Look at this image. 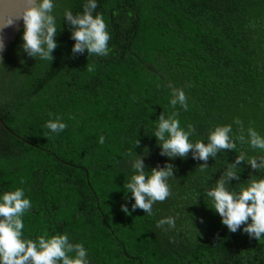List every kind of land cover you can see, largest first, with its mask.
<instances>
[{
  "label": "trees",
  "instance_id": "obj_1",
  "mask_svg": "<svg viewBox=\"0 0 264 264\" xmlns=\"http://www.w3.org/2000/svg\"><path fill=\"white\" fill-rule=\"evenodd\" d=\"M54 3V59L31 58L20 48L0 78V196L23 188L30 199L23 238L67 233L83 244L89 264H264V236L250 238L244 226L230 232L205 195L241 151H264L236 141L234 151L217 153L200 171L203 162L191 153L161 156L152 135L161 113L179 111L181 128H196L192 142L207 143L224 125L235 138L236 118L246 139L249 127L264 136V0H97L95 13L111 36L107 56L71 52L63 12L82 13L86 0ZM169 84L183 89L187 111L170 106ZM55 116L67 124L59 134L45 127ZM135 153L146 172L174 165L171 195L153 204L151 216L131 211L125 185L136 174ZM246 163L230 191L264 179V169ZM169 216L174 228L156 226Z\"/></svg>",
  "mask_w": 264,
  "mask_h": 264
},
{
  "label": "clouds",
  "instance_id": "obj_2",
  "mask_svg": "<svg viewBox=\"0 0 264 264\" xmlns=\"http://www.w3.org/2000/svg\"><path fill=\"white\" fill-rule=\"evenodd\" d=\"M55 6L54 0H0V33L22 20V51L28 57H39L51 62L54 59L52 53L58 47L56 17L53 15ZM97 7V0H86L82 13L74 15L71 9L63 12V20L71 29V39L74 41L71 52L74 56L85 51L88 55L109 54L108 42L111 36L103 14L95 13ZM4 50V39L0 35V68L3 66ZM87 71H94V66L88 65ZM168 87L171 89L170 106L175 109L179 105L187 111V96L183 89L171 84ZM178 116L179 111H173L167 117L161 113L152 133L160 147L159 154L170 160L177 157L184 159L191 153L193 160L203 162L199 168L204 171L208 167V160L215 159L217 153L234 151L236 141L241 144L248 143L252 149L264 151V136L249 127L246 139L243 122L239 118L233 121L239 126V134L235 138L230 135L233 131L231 125L216 126L209 132L208 142L205 143L202 140L192 142L190 137L196 133L195 126L188 124L186 129L181 128ZM69 119L75 117L70 116ZM45 127L51 133L59 134L67 128V124L62 122V117L55 116L46 122ZM98 142L103 145L105 137L100 136ZM134 147H140L139 140L135 141ZM143 151L146 155L148 150L145 148ZM127 155H133V150ZM245 161L253 171L264 169V155L247 157L241 151L232 163H226V169L216 180L215 187L205 195L212 201L211 209L219 215L221 223L230 232L236 233L244 226V233L250 238L260 240L264 236V179L249 180L247 186L241 187L239 192L230 191L228 187L230 181L240 180L238 169ZM131 166L136 174L125 185L134 200L131 211L139 209L151 216L153 204L163 202L171 195L168 180L174 178V165L166 163L163 167L157 166L146 172L144 157L135 153ZM31 208L32 203L25 198L23 188L5 192L0 196V264H89L83 244L72 243L67 233L50 238L44 234L35 241L23 238V216ZM121 211L125 215H131L126 205H121ZM165 225L174 228L175 219L171 216L162 218L156 226L162 228Z\"/></svg>",
  "mask_w": 264,
  "mask_h": 264
},
{
  "label": "water",
  "instance_id": "obj_3",
  "mask_svg": "<svg viewBox=\"0 0 264 264\" xmlns=\"http://www.w3.org/2000/svg\"><path fill=\"white\" fill-rule=\"evenodd\" d=\"M23 34V21H17L16 25L13 27H8L3 30L0 35L3 36L5 43V50L3 51V66L0 68V78L5 71L6 67L16 55V53L20 50L21 45L23 44L22 40ZM0 124L3 126L2 122ZM5 128V127H4Z\"/></svg>",
  "mask_w": 264,
  "mask_h": 264
}]
</instances>
